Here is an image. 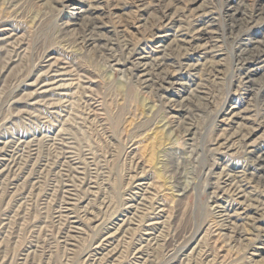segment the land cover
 <instances>
[{"label":"rangeland","instance_id":"374dc122","mask_svg":"<svg viewBox=\"0 0 264 264\" xmlns=\"http://www.w3.org/2000/svg\"><path fill=\"white\" fill-rule=\"evenodd\" d=\"M256 45L264 0H0V264H264ZM225 178L249 193L228 229Z\"/></svg>","mask_w":264,"mask_h":264},{"label":"bare ground","instance_id":"6f19581e","mask_svg":"<svg viewBox=\"0 0 264 264\" xmlns=\"http://www.w3.org/2000/svg\"><path fill=\"white\" fill-rule=\"evenodd\" d=\"M75 1H77V0H63V2L66 3L67 5L68 4H74ZM234 12H235V14H238L239 20H242L244 18V16H248V14H246L245 12L240 11L239 8H235ZM89 19H90V23L87 24L88 27L90 29L93 28V27H96L97 21L94 20L93 17H90ZM169 37H170V34H168L164 30L156 31L154 38H155V40H157L158 43L154 45L155 49L152 48L151 51L148 52L149 54L148 53L146 54V53H143V52H138L137 53L138 59L140 61H145L148 58H152L153 59L152 61H154L158 66L161 65L162 62H163V59H164V57L162 58V56H161V53L163 51V43H165L168 40ZM171 41H172L173 44L174 43H179L180 44V43L187 42L185 38H181L180 36L173 38ZM189 41H192V40H189ZM189 43H193L195 45L194 47L196 48V50L198 49L199 51H201V53H203V55L207 58V60H206L207 62L211 61V56L210 55L213 52V49L211 50L210 45L208 44V42L200 43V41H198V38H196V41H192V42H189ZM256 47H257V45L254 46V47H248V49H246V51H247V56H246L247 57L246 58L247 64L252 63L254 61H255V63L256 62L259 63V62H262L264 60V49H260V48H256ZM143 71H145V72H143L141 74V76L145 78L149 74L148 71H147V67L144 68ZM174 74H175V72L172 71V73L170 74L171 77ZM246 78L249 79L248 81H250L251 80L250 74H247ZM173 81H175V80H173ZM249 120H250V117L248 116V114L244 110H239V108L237 106H232V109L228 112V117L226 119H224V121L226 122V125H228V126H231L232 123H238V128L241 127L242 125H244V123L248 122ZM234 133H237V131H235ZM234 133H232V135ZM230 139L231 138H228V140H230ZM250 146H252V144H248V147H250ZM253 151H254V149L249 150V152H253ZM254 162H255V164L253 166L252 173H250V176L252 177L253 181L256 180V182L257 181L261 182L264 185V151L259 153L257 158L254 159ZM224 180L225 181H223L221 183H224L225 185H228L229 187L226 188V191L219 190V188H218V191L216 193V203L217 204L215 205V207H217L222 213V220L220 221L221 227L223 229H228V227L231 225L229 223V219L230 218L237 217V216H242V215L247 216L246 215V213H247L246 198H247L249 193L245 192L244 189L239 188V186H237L235 184L233 185L231 183L232 180H226V178ZM223 188H225V187L223 186ZM228 191L231 192V194L237 200V201H231L233 206H234V208H233L234 210L233 211H231L230 209H227V207L225 205V200L228 198L226 196L227 194L225 192H228ZM242 204L244 205V207H241ZM217 213H219V212H217ZM157 223L158 222H152V223H150V225H152V224L155 225ZM259 236H260V242H262L261 244H264V229H260V235ZM111 239H112V234H108L107 237H105V240H106L105 245H107V244L109 245ZM256 252L257 253L255 255H261L264 252V245L258 246L256 248ZM109 253L110 254L115 253V248L112 247V249L109 250Z\"/></svg>","mask_w":264,"mask_h":264}]
</instances>
